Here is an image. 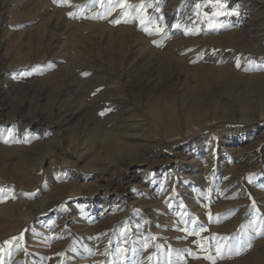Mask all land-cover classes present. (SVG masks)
<instances>
[{
	"label": "rangeland",
	"instance_id": "1",
	"mask_svg": "<svg viewBox=\"0 0 264 264\" xmlns=\"http://www.w3.org/2000/svg\"><path fill=\"white\" fill-rule=\"evenodd\" d=\"M0 83V263L264 264V0H0Z\"/></svg>",
	"mask_w": 264,
	"mask_h": 264
},
{
	"label": "bare ground",
	"instance_id": "2",
	"mask_svg": "<svg viewBox=\"0 0 264 264\" xmlns=\"http://www.w3.org/2000/svg\"><path fill=\"white\" fill-rule=\"evenodd\" d=\"M134 1V0H133ZM137 1V0H136ZM251 2V1H250ZM154 8V7H153ZM162 8H164V7H162ZM118 11V10H117ZM83 26L85 25V26H87V25H90V23H88V21H86V20H84L83 22ZM93 27V26H92ZM91 28V27H90ZM106 28V27H105ZM99 30V29H98ZM110 30V29H109ZM110 32V31H109ZM84 33V32H83ZM102 35V34H101ZM110 36V35H109ZM247 43V42H246ZM249 43V42H248ZM260 46V45H259ZM87 73V72H86ZM95 79V78H94ZM111 82V81H110ZM93 83V82H92ZM1 84V83H0ZM92 86V85H91ZM90 88H92V87H90ZM97 89V88H96ZM87 92V91H86ZM108 92H110V91H108ZM93 94V92H91V93H89V95H92ZM88 94H86V96H89ZM92 97V96H91ZM93 101H94V97H93ZM100 102V101H99ZM114 108V107H113ZM1 113V112H0ZM262 118H264V115H262L261 116ZM155 118H156V120H160L161 118H162V115H161V113H160V111H158V109L156 110L155 109ZM256 120V119H255ZM260 120V119H259ZM32 122V121H31ZM29 123V122H28ZM191 127V126H190ZM255 126H246V127H244L243 128V132H246V131H249L250 129H252V128H254ZM187 129V128H186ZM194 130L195 129H193V128H191L190 129V132H189V134H191L192 132H194ZM174 134V133H173ZM191 135H193V134H191ZM230 136L232 135L231 133L229 134ZM182 136V134H174V135H172V136H170L169 135V137H167L170 141L169 142H166V144H167V149H168V147H170L172 144H175V143H177V142H180L179 140H181V137ZM154 140V139H153ZM19 141V140H18ZM20 146V145H19ZM78 146V145H77ZM80 146V145H79ZM10 149V148H9ZM73 149V148H72ZM75 151L73 152V153H69L68 155L71 157V159L73 158V159H75V161H76V164H77V162H81V156H80V154H81V152H82V149H81V151H80V149H79V147L77 148H75L74 149ZM64 151V150H63ZM65 151H66V149H65ZM68 151V150H67ZM70 151V150H69ZM62 153V152H61ZM65 154V153H64ZM84 154V153H83ZM80 157H79V156ZM82 155V154H81ZM161 156V155H160ZM64 157V156H63ZM69 157V158H70ZM66 158V157H65ZM218 158V157H217ZM14 162V161H13ZM62 162H64L65 163V161H62ZM62 162H60V163H62ZM57 163H59V162H57ZM59 163V164H60ZM74 163V162H73ZM141 163V162H140ZM143 163V162H142ZM69 165L71 164V163H68ZM64 165H66V164H64ZM118 165H120V164H118ZM42 166V165H41ZM57 166V165H56ZM56 166H55V168H56ZM58 167V166H57ZM70 167V166H69ZM73 167V166H72ZM40 168V167H39ZM57 169V168H56ZM75 169V168H74ZM40 170V169H39ZM41 170H42V168H41ZM2 171V170H1ZM0 171V172H1ZM31 172V171H30ZM36 173V172H35ZM2 174V173H1ZM0 174V175H1ZM25 174H26V172H25ZM51 174V173H50ZM50 174H47V175H50ZM55 175L53 176V174L52 175H50L49 177H51V179L53 178V181H55V180H57V178H58V176L59 175H61V176H67L68 175V173L66 172V171H64V170H60V169H57V171H56V173H54ZM70 174V173H69ZM8 175V174H7ZM28 175H30V174H28ZM41 175V174H40ZM39 175V176H40ZM17 176V175H16ZM31 176V175H30ZM71 176V175H70ZM20 177V176H19ZM42 177H44L43 175H42ZM41 176H40V178H38L37 180H38V182H37V184H36V186H40L41 185V182L43 181V179L44 178H42ZM46 177V176H45ZM30 179V178H29ZM77 177L75 178V181H77ZM21 180V179H20ZM50 180V179H49ZM29 181V180H28ZM27 181V182H28ZM52 181V180H51ZM74 181V182H75ZM30 183V182H29ZM56 183V182H55ZM60 183V182H59ZM0 184L2 185V188L0 189V216H4V218H7V219H9V220H12V221H14V220H18L19 222H20V224L22 225V227L21 228H23V229H26V227H27V225L31 222L29 219H31V217H33L34 215H36V213H30V212H28V213H26V212H23L21 209H22V207L24 206V205H26L27 204V202L26 201H24L23 203L24 204H22V202H19V201H17V197H16V195H21V196H23L22 197V199L24 198V199H26L27 197H28V195L26 194V193H30V192H33L34 190H31V189H24V188H26V187H23L22 189L21 188H17V186L16 185H20L16 180H13V179H8L6 176H0ZM25 184V183H24ZM27 184V183H26ZM57 184V183H56ZM55 184V185H56ZM21 186V185H20ZM19 187V186H18ZM29 187H31V186H29ZM103 187V185H99L98 184V186L96 187V188H98V190L99 189H101ZM98 190H95L94 191V193L96 194L97 193V191ZM26 192V193H25ZM95 196H97V195H94V196H90V197H87V198H89V202H87V203H89V205H92V206H94L96 203H95V201H96V197ZM20 200H21V198H20ZM65 203H67V202H65ZM86 203V202H85ZM82 204V203H81ZM19 207L18 209H19V213H18V219L15 217V215L13 214V213H16V212H13L14 211V208L15 207ZM23 208H25V207H23ZM43 208V207H42ZM50 209L51 208H45V209H43L42 211H41V215L43 216L45 213L44 212H46V215H47V212L48 211H50ZM24 210V209H23ZM206 213V212H205ZM178 216H180V217H175V219H174V221H175V223H176V226H179L177 229H179V228H181V227H183V226H188V224H186V221L187 220H189V217H188V215H186V213H184V212H182V211H179V214H178ZM29 217V218H28ZM41 217V216H40ZM181 218V219H180ZM48 219L52 222V220H53V218L51 217V215L49 214V216H48ZM22 220V221H21ZM30 221V222H29ZM180 221H181V223H180ZM185 221V222H184ZM16 223V222H15ZM203 222H201L200 223V226H203ZM192 226V225H191ZM19 227V226H18ZM19 231H20V229H19ZM23 231V230H22ZM22 234V233H21ZM14 235H16V234H14ZM138 235V234H137ZM13 236V235H12ZM17 237H20V235L19 236H17ZM23 237V236H22ZM12 238V237H11ZM14 238V237H13ZM137 238V237H136ZM138 240V238L137 239H135V241H133V238L131 239V240H128L131 244H133V242L135 243V242H139V241H137ZM141 240V239H140ZM144 245H146V244H144ZM14 247V243H9V249L8 250H10V249H12ZM137 247V249L138 248H140V245H138V246H136ZM15 248V247H14ZM3 252V251H2ZM16 255V254H15ZM4 256H5V258L7 259V261H8V264H12V260H14V254H13V252L12 251H4ZM132 256H134V254L132 255ZM0 264H3V263H0Z\"/></svg>",
	"mask_w": 264,
	"mask_h": 264
},
{
	"label": "snow or ice",
	"instance_id": "3",
	"mask_svg": "<svg viewBox=\"0 0 264 264\" xmlns=\"http://www.w3.org/2000/svg\"><path fill=\"white\" fill-rule=\"evenodd\" d=\"M54 2H56V0H54ZM237 66H239V64H237ZM84 75H87V73H85ZM103 114V113H101ZM217 251L219 252V249H217Z\"/></svg>",
	"mask_w": 264,
	"mask_h": 264
}]
</instances>
